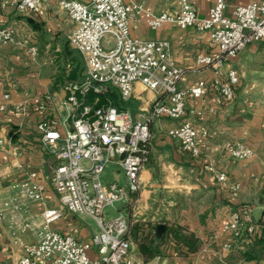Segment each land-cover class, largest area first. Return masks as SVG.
I'll list each match as a JSON object with an SVG mask.
<instances>
[{
  "label": "built area",
  "instance_id": "obj_1",
  "mask_svg": "<svg viewBox=\"0 0 264 264\" xmlns=\"http://www.w3.org/2000/svg\"><path fill=\"white\" fill-rule=\"evenodd\" d=\"M43 1L0 0V6L12 7L19 13H36ZM56 6L71 23L66 39L82 56L85 70L80 80L62 85L64 98L59 103L62 113L50 93L37 102L40 116L36 130L54 160L47 186L58 203L53 208L42 209L41 220L34 226L35 241L23 245L13 264H139L133 257L136 241L130 231L129 217L126 213L107 217L105 210L122 203L132 212L141 188L140 176L149 159L153 121L164 118L174 121L168 134L189 156H200L208 130L187 114L186 101L203 100L210 91L215 105L233 100L239 77L231 61L250 43H264V0H248L245 5H237L232 16L225 14V0H215L206 16H199L188 0H179L177 8L159 13L146 9L142 3L124 0H57ZM143 18L151 29L165 23L193 29L214 45L216 51L196 54L191 65H183L174 58L169 40L131 35V26ZM32 39L30 31L22 37L16 27L0 25V46H24L34 60L37 49L30 45ZM203 70H208L209 76L181 86L188 72ZM137 83L154 96L150 108L137 116L129 106L119 108L107 97L116 90L122 102L139 99ZM14 89L16 84L12 83L2 93L0 110L6 108L5 101H12ZM27 105L25 99L13 103L14 115H25ZM226 148L237 161L248 160L255 153L244 142L227 143ZM122 154L124 157L120 158ZM108 164L120 167L126 186L117 180L102 179ZM216 180L232 198L239 197V181L222 172L216 173ZM11 187L13 196L0 202V219L11 210L10 220L16 222L20 212H27L31 204L44 200L46 185L37 180L34 171L15 179ZM67 213L91 218L97 231L89 239L80 240L72 231L54 228L53 224ZM253 228L248 209L231 211L230 220L223 226L227 237L223 250H230L243 231L251 233ZM172 245L173 241L169 240L162 247L168 252Z\"/></svg>",
  "mask_w": 264,
  "mask_h": 264
},
{
  "label": "crops",
  "instance_id": "obj_2",
  "mask_svg": "<svg viewBox=\"0 0 264 264\" xmlns=\"http://www.w3.org/2000/svg\"><path fill=\"white\" fill-rule=\"evenodd\" d=\"M124 1L142 3L153 13L175 9L179 3V0ZM188 1L194 5L199 16H206L215 3V0ZM56 2L44 0L42 8L36 13H19L12 7L0 6V25L16 27L22 37L32 32L30 45L37 49L33 60L24 46H0L1 102L2 93L8 85L16 84L12 101H5L6 108L0 110V202L13 196L12 182L26 172H36L37 180L46 185L44 200L31 204L27 212H20L21 217L16 222L10 220L11 210H7L6 216L0 219V264L16 261L23 245L35 241L34 226L41 220L42 209L53 208L58 203L56 195L47 186L54 160L36 130L40 116L36 108L39 99L46 93L52 94L53 103L62 113L59 103L64 98L62 85L51 89L55 81L48 65L51 59L42 60L40 52L51 48L60 54L66 44L72 49L66 39L71 23L58 11ZM247 2L225 0V14L232 16L235 6ZM131 35L169 40L174 58L183 65H191L196 54L216 51L204 36L172 23L151 29L143 18L131 26ZM231 65L239 77L232 101L215 105L212 91L203 100L188 98L186 101L187 114L196 124L208 130L199 157H191L182 151L178 141L168 134L174 121L164 118L150 124L153 137L149 159L141 173V188L129 219L145 224L178 225L194 233L201 242L197 251L187 255H178L174 244L166 252L163 244L160 249L164 255L148 263H144L136 243L133 255L139 264H264V43H250L231 61ZM65 72H68L67 69ZM202 76H209V71L188 72L181 86L192 85ZM135 89L141 93L140 98L130 99L132 103L129 107L137 116L140 111L150 108L154 96L138 86ZM24 99L28 103L25 115H14L12 104ZM234 142H244L253 147L254 156L242 161L233 159L226 144ZM120 171V167L112 164L110 176L105 181L119 182ZM218 172L240 182L238 198H232L227 189L221 188L216 180ZM126 185L125 177L123 186ZM126 208L123 206L118 212L125 213ZM246 209L254 224L253 232L243 231L242 236L232 242L230 250H223L222 244L227 240L223 226L230 220L231 211ZM53 227L60 231H72L80 240L89 239L96 232L84 223L82 216L70 213L55 222ZM250 252L254 258L249 257Z\"/></svg>",
  "mask_w": 264,
  "mask_h": 264
},
{
  "label": "trees",
  "instance_id": "obj_3",
  "mask_svg": "<svg viewBox=\"0 0 264 264\" xmlns=\"http://www.w3.org/2000/svg\"><path fill=\"white\" fill-rule=\"evenodd\" d=\"M29 22L32 26H35L31 20H29ZM60 54L63 56L64 63H69V69L66 73L64 68L58 78L57 76L54 77L55 81L53 83L54 87L51 88L52 90H54L55 87L59 88V86L63 85L66 81L80 80L83 77L85 69L82 56L76 50L71 49L67 44L63 46ZM107 97L119 108L129 106L132 103L131 100L122 102L116 90L110 91ZM128 210L131 212L129 207ZM156 226L157 224H145L139 220H130V231L137 243L138 251L144 263L151 262L157 256L164 255L160 248L161 245L169 240L173 241L174 249L178 255H187L198 250L201 241L194 233L185 231L178 225H171L165 226L162 236L156 238L154 234ZM249 257L254 258V254L251 253Z\"/></svg>",
  "mask_w": 264,
  "mask_h": 264
},
{
  "label": "rangeland",
  "instance_id": "obj_4",
  "mask_svg": "<svg viewBox=\"0 0 264 264\" xmlns=\"http://www.w3.org/2000/svg\"><path fill=\"white\" fill-rule=\"evenodd\" d=\"M61 53V52H60ZM40 56L41 58H43L42 60H49L51 59L50 64H48L51 67V71L53 72V74L55 75L54 77L58 76L63 72V69H66V63H64V59L63 56L61 54H57L55 51H52L51 48H48L46 50V52H40ZM57 54V55H56ZM112 170V164H108L102 174V179L105 181V179H108V176H110V172ZM119 183L121 185H125V176H124V172L120 171V178H119ZM124 205L122 203H115L113 206H109L106 208L105 213L107 217H112L115 216L116 214H118V209L122 210V207ZM125 213L127 214V216L130 218V210H128L126 208ZM83 221L84 223L91 228V230L97 231V226L95 224V222L89 218V217H85L83 216ZM91 231V232H92ZM92 232V233H93ZM134 257V255H133Z\"/></svg>",
  "mask_w": 264,
  "mask_h": 264
},
{
  "label": "water",
  "instance_id": "obj_5",
  "mask_svg": "<svg viewBox=\"0 0 264 264\" xmlns=\"http://www.w3.org/2000/svg\"><path fill=\"white\" fill-rule=\"evenodd\" d=\"M123 157H124V154H122L120 156V158H123ZM165 226L166 225L164 223L157 224V226H156V232H155V237L156 238H160L162 236V234L164 232V229H165Z\"/></svg>",
  "mask_w": 264,
  "mask_h": 264
},
{
  "label": "bare ground",
  "instance_id": "obj_6",
  "mask_svg": "<svg viewBox=\"0 0 264 264\" xmlns=\"http://www.w3.org/2000/svg\"><path fill=\"white\" fill-rule=\"evenodd\" d=\"M136 86H138V87H140V88L144 89L143 85H142V84H140V83H137V84H136ZM149 92H150V91H149Z\"/></svg>",
  "mask_w": 264,
  "mask_h": 264
}]
</instances>
